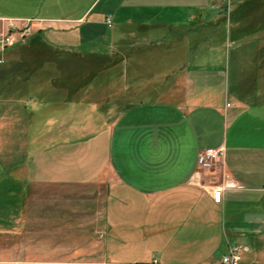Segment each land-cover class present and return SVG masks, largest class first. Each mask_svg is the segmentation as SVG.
<instances>
[{
  "label": "crops",
  "instance_id": "0c3cea01",
  "mask_svg": "<svg viewBox=\"0 0 264 264\" xmlns=\"http://www.w3.org/2000/svg\"><path fill=\"white\" fill-rule=\"evenodd\" d=\"M213 2L0 0V28L37 30L0 63V140L25 142L33 184L107 185L104 263L223 264L243 244L239 264H264V0H235L232 26ZM66 54L96 68L70 74ZM42 233L0 264L74 262Z\"/></svg>",
  "mask_w": 264,
  "mask_h": 264
},
{
  "label": "rangeland",
  "instance_id": "374dc122",
  "mask_svg": "<svg viewBox=\"0 0 264 264\" xmlns=\"http://www.w3.org/2000/svg\"><path fill=\"white\" fill-rule=\"evenodd\" d=\"M234 3L235 0L213 2L214 12L223 17L225 22L231 23V26L234 20ZM20 26L30 31L24 35L21 32L16 33L18 37L15 43L0 51V63L4 62V55L9 48L21 47L22 51H26L32 47L30 42L37 31L34 21L24 20ZM229 29L232 31L233 28ZM227 33L229 35V31ZM32 52L38 54L40 50L33 51L32 48L29 53ZM69 56L70 54H66L61 58L65 60ZM75 58L77 59L75 64L65 60L63 66L58 67L65 68L70 74H77L78 68L80 69L78 72L82 74L85 72L81 68H96L88 59L81 63L78 56ZM24 144V141L17 138L0 140V259L17 260L20 256L25 258L21 253L22 247L23 245L24 248L31 247L29 250H32L35 229L43 230L38 237L43 241L49 239L52 241L55 236L49 232L57 229L61 232L59 240L67 238L74 246L72 264H107L99 254L104 236V229L100 223L103 218V201L106 198L107 185L97 181L68 186L33 184L28 180L27 166L26 170L18 167L19 160L23 158L21 150ZM86 244L89 247L88 254L85 251ZM44 248L48 247L43 245L42 252Z\"/></svg>",
  "mask_w": 264,
  "mask_h": 264
},
{
  "label": "built area",
  "instance_id": "2783aa9c",
  "mask_svg": "<svg viewBox=\"0 0 264 264\" xmlns=\"http://www.w3.org/2000/svg\"><path fill=\"white\" fill-rule=\"evenodd\" d=\"M109 24H112L111 18H108ZM26 27L18 25L16 22H10L8 28H0V51H4L8 46L15 43L17 39V32L28 33ZM224 147L206 148L203 149L199 156V164L205 168H212L216 165L224 155ZM229 185V184H227ZM224 186H217L213 191L215 202L221 203L223 200ZM248 250V247L243 244L233 245L230 248L229 254L224 255L223 264H239L242 254Z\"/></svg>",
  "mask_w": 264,
  "mask_h": 264
}]
</instances>
